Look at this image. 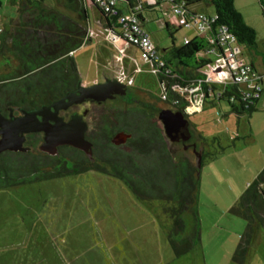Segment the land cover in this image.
I'll return each instance as SVG.
<instances>
[{
	"label": "rangeland",
	"instance_id": "rangeland-1",
	"mask_svg": "<svg viewBox=\"0 0 264 264\" xmlns=\"http://www.w3.org/2000/svg\"><path fill=\"white\" fill-rule=\"evenodd\" d=\"M17 1L0 0V26L9 29L11 19L16 17ZM234 7L245 24L256 32L259 47L264 36V16L258 0H234ZM194 8L209 14L213 12L211 6L203 3ZM147 17L149 20L144 24V30L162 59L172 43L179 47L184 38L192 40L197 35L192 29L175 30L171 27L169 31L173 35L170 37L164 25L157 23V19H161L159 13H147ZM100 47L109 51V54L113 53L106 43L91 44L79 48L75 59L84 62L85 67L94 50ZM243 57H246L245 51ZM136 60L141 70L134 74L131 90L139 93L142 100L155 104V107H164L157 102L161 95L157 77L137 54ZM1 63L3 60L0 59ZM124 65L127 69L128 62L125 61ZM77 71L80 79L84 80L87 71ZM224 76L226 78V74ZM100 78H103L102 74ZM0 100V107L4 109L6 102L11 99L0 96ZM204 106L202 114L186 117L195 139L199 140V134L205 140H211L220 133L219 124L236 126L237 118L230 117L227 120L226 116H222L224 111L230 109L225 101H221L220 106H212L210 103ZM240 119L243 127L249 122L247 114H243ZM151 120L160 130L156 118ZM140 121L143 120L136 111L122 104L106 103L104 112L94 114L90 120L88 138L94 143V156L98 160L115 161L120 167H140L147 157L132 147L129 141L109 145L117 131L130 133L131 139L140 136L135 128ZM245 139L240 136L234 141L228 140V144L227 140H222V143L228 151L233 152V143L238 148H245ZM166 144L169 145L167 141ZM169 146L178 156L193 162L191 152L177 145ZM255 146L250 148L247 145L248 148L244 150L237 149L235 155L237 158L241 155L249 157L252 153L254 155L252 150H256ZM63 154L73 160H85L71 150L64 149ZM206 168V165L202 167L204 171ZM200 195V247L175 257L167 242L170 221L156 203L138 200L121 181L103 172L92 170L0 188V264H229L226 256L236 250L246 231L247 222L228 213L222 214V208L211 205L206 192H200ZM45 251H48L47 258L44 257ZM248 251H251V256L247 260L245 258L246 261L233 262L264 264V224L254 230Z\"/></svg>",
	"mask_w": 264,
	"mask_h": 264
},
{
	"label": "trees",
	"instance_id": "trees-1",
	"mask_svg": "<svg viewBox=\"0 0 264 264\" xmlns=\"http://www.w3.org/2000/svg\"><path fill=\"white\" fill-rule=\"evenodd\" d=\"M84 1L59 2L60 7L74 14V19H71L48 6L45 0H18L16 17L10 21L9 29H0V59L3 60L0 65V96L11 99L6 102L4 109L0 107L3 115L9 109L32 110L48 105L76 89L81 79L71 54L80 48L88 32V13ZM176 1L183 3L191 11H196L194 7L201 3L211 6L216 16V25L227 27L235 36L237 44L258 52L264 60V47L258 51L256 32L245 24L234 7V0ZM159 3L160 0H156L154 5H148L143 0H122L120 9L133 12L144 29V24L149 20L147 13L156 12L162 15ZM138 4L139 10H134ZM106 19L109 26L116 25L114 18L107 16ZM164 27L172 37L169 29L175 28L168 23ZM205 48V42L197 38L179 47L172 43L166 56L161 59L163 69L168 70L173 77H163L161 74L156 76L159 85L165 82L166 99L161 100L160 95L157 100L164 107H155L152 103L128 107L136 111L143 120L135 127L140 136L128 140L132 147L138 152L142 151L147 157L140 167H120L115 161L98 160L95 156V160H89L82 152L71 147L64 149L81 155L85 160L68 157L70 161L67 162L62 158L65 156L64 149L61 150V157H52L39 151V143L30 144L27 141L30 149L25 153L0 154V188L97 170L121 181L138 200L156 203L161 213L170 221L167 242L175 257L198 249L201 244V226L198 212L197 158L193 154L192 162L172 151L170 144H166L163 127L157 115L163 109H170L182 113L184 118L188 117L183 114V101L173 104L175 97L171 93V86L204 76L208 61L200 59L198 54ZM235 93L237 94L236 87L230 86L221 95L220 101H225L233 113H252L256 101L247 109L242 105L236 106L227 99ZM154 117L160 123V130L151 120ZM145 121L148 123H144ZM111 143L109 142L110 146L113 144ZM203 143L207 145L205 139ZM221 150L214 153L200 152V165L205 158L211 159ZM230 213L247 222L246 231L232 257L234 262L241 263L248 253L254 230L264 224V167L239 196Z\"/></svg>",
	"mask_w": 264,
	"mask_h": 264
},
{
	"label": "crops",
	"instance_id": "crops-1",
	"mask_svg": "<svg viewBox=\"0 0 264 264\" xmlns=\"http://www.w3.org/2000/svg\"><path fill=\"white\" fill-rule=\"evenodd\" d=\"M60 1L61 0H45V3L48 6L57 9L59 12H61L63 15L67 16L68 18L74 19L73 13L59 6ZM143 1L151 2L152 0H143ZM17 2L16 3L14 2L16 7H17ZM258 3L261 5L264 16V0H258ZM84 6L88 13V20H87L88 36L84 40L80 48L85 47L87 45L89 46L91 44L99 45L100 43H106L109 46L110 50L113 51V53L109 54V51H107L103 47H100L97 50H94V52L92 53V58L88 60V64L85 65L84 67V62L81 63L79 59H75V55L77 54L76 51L79 48L74 52H72L71 56L76 64L77 69L82 72L84 69L87 71V75L85 79L84 80L81 79L80 82L84 86H89V84H94V83H101L106 78L113 79L115 72L117 70H120L122 71V74H124L125 76L127 77L131 76L133 78L132 85L129 87L131 88L134 83V74L137 73L135 72L136 66L131 61V58L136 59V54L139 55L138 51L134 47L127 46L125 47V56L120 57L118 55V51L116 50L115 46L105 38V35L107 34L108 31L107 29L108 20L106 19V17L90 0H85ZM196 11L205 13L204 11H198V10ZM160 17L161 19H157V23H159L160 25L162 24L165 25V23L170 24L171 22L170 13H167L165 15L160 14ZM0 29L7 30L4 26H0ZM113 30L114 32L118 33L120 31V28L116 24L113 26ZM90 34H92V36H90ZM263 44H264V36L261 39V45L258 47V51L262 50ZM244 51L246 55V57L244 58L249 63H251V65H253L256 71H258L263 75L261 82L262 94L259 100L254 105V111L250 114H247L249 117V122H247L246 126L243 127L242 124H240L241 123L240 117L243 114L239 115L233 113L229 109V111H224V113H222V116H226L227 120L230 117L237 118L238 121L235 127L228 123L224 126L219 124L218 127L221 128V130L219 131L220 133H217L215 137L211 138V140L206 139L207 145L203 143L204 138H202L201 135L198 134L199 136L198 141L200 144L201 153L203 152L214 153L215 151L219 152L222 149L220 153L218 152L216 153L215 157L211 159L205 158L204 163L201 165L199 169L198 204H199V199H201L200 192L202 193L206 192L211 201L210 203L214 208H218V209L222 208L223 210L222 214L228 213L230 215H232L230 213V209L232 208L234 203L237 201L239 196L245 191L248 185L256 178L257 174L261 171V169L264 167V60L262 59L261 55L256 51L248 50L246 48L244 49ZM125 61L128 62L127 69L125 68L126 66L124 65ZM144 65L149 68V65L147 63H144ZM129 68H131V71H129ZM105 72L107 73L105 74ZM100 74H102L103 78H100ZM214 77L219 82L215 84L214 89L215 91L220 92L223 90V84L221 82L227 80L228 78L227 77L225 78L224 74L220 73L219 69L215 71ZM220 102L210 97L206 103H210L212 106H216V105L220 106ZM204 110H205V106L202 112L198 114H202ZM253 119H256L254 123L252 122ZM219 134L222 137H220ZM240 136H244V138H246L244 140L245 142L243 147L248 148L247 145H249V147L251 148L255 146V144L257 145L255 146L256 150L251 149L254 152V155L253 153L249 157H244V155H241L240 158L241 160L243 159V162H246L245 164L241 160H239L240 158H237V156L235 155V151L237 149L244 150L245 148H242L241 146L240 148H238L239 146L233 143V148L235 150L232 152V151H228V149H226V147H224V144L222 143V140H227V144H228V140L234 141L235 139H238ZM258 138H260V140H258ZM204 165L207 166L206 171L202 169ZM45 256L47 258L48 251L44 252V257ZM250 256H251V251H248L246 255V260ZM232 257L233 254L231 253H228V255L226 256V258H228L229 264H235L233 262Z\"/></svg>",
	"mask_w": 264,
	"mask_h": 264
},
{
	"label": "built area",
	"instance_id": "built-area-1",
	"mask_svg": "<svg viewBox=\"0 0 264 264\" xmlns=\"http://www.w3.org/2000/svg\"><path fill=\"white\" fill-rule=\"evenodd\" d=\"M92 2L107 16L114 18L119 26L120 31L117 33L114 32L113 26L108 25L105 38L115 46L120 57L125 56V47H134L139 53V59L149 65L152 74L173 77L168 70L163 69V61L136 15L133 12L120 9L122 0H92ZM144 3L154 5L156 0L144 1ZM139 7V4L136 5L134 10H139ZM159 8L162 15L171 14L169 25L175 29L194 30L197 33L196 38L206 44V48L198 54L200 59L208 61L204 76L171 86V93L175 97L173 104L184 102L183 114L189 116L202 112L206 100L210 97L220 102L221 95L230 86L236 87L237 94L235 93L227 99L236 106L242 105L243 108L247 109L259 100L262 94L261 82L263 75L256 71L253 65L243 57L245 48L237 44L235 36L228 28L216 25V16L213 13L191 11L183 3L176 0H160ZM106 15L104 16L107 18ZM189 41L191 40L184 38L183 43L187 44ZM131 61L136 66L135 72H139L141 69L136 59L131 58ZM217 69L220 70V73L226 74L228 78L221 82L223 90L220 92L214 89L215 84L219 83L214 77ZM113 80L130 87L133 78L131 76L127 77L122 74V71L117 70ZM164 83H160L161 100L166 99Z\"/></svg>",
	"mask_w": 264,
	"mask_h": 264
},
{
	"label": "water",
	"instance_id": "water-1",
	"mask_svg": "<svg viewBox=\"0 0 264 264\" xmlns=\"http://www.w3.org/2000/svg\"><path fill=\"white\" fill-rule=\"evenodd\" d=\"M126 86L117 80L104 79L101 83L84 86L79 82L74 91L67 92L60 99L32 110H20L19 116L11 113L8 118L0 111V154L4 152L25 153V134L42 133V143L39 151L48 156H56L57 148L68 146L82 152L89 160L92 157V145L85 139L87 124L82 116L77 114L68 121L58 116L60 110H66L73 104L81 103L86 99L96 102L111 100L115 95H125ZM165 136L171 141H187L190 138L188 122L180 112L163 109L157 115ZM128 135H120V140L112 139L115 145L123 144ZM196 167L200 169L201 153L197 152Z\"/></svg>",
	"mask_w": 264,
	"mask_h": 264
},
{
	"label": "flooded vegetation",
	"instance_id": "flooded-vegetation-1",
	"mask_svg": "<svg viewBox=\"0 0 264 264\" xmlns=\"http://www.w3.org/2000/svg\"><path fill=\"white\" fill-rule=\"evenodd\" d=\"M125 95L120 96V95H115L113 99L111 100H105L104 102H96L94 100L91 99H86L81 103H77V104H73L70 107H68L66 110H60L58 112V116L63 118L64 121H68L70 119L71 116L77 114L79 116H82V120L86 122L87 124V131L85 132V139L88 140L92 147V157L93 160H95L94 158V154H93V143L91 142V140L88 138V133L90 132V120L94 117V114H101L104 112L105 110V104L106 103H116V104H122L125 107H129L132 108V106L135 105H144V104H148L149 102H144L142 100V96L137 93L136 91L131 90V88H126L125 90ZM128 108V109H129ZM10 113L15 117V116H19L20 115V110L19 111H13L11 109H9V111H7V114L3 115L4 117L8 118ZM98 117V116H96ZM97 119V118H95ZM144 123H148L147 121H145ZM188 129H189V133H190V138L183 142L182 140L176 141V142H171L164 134L165 136V140L167 141V143H169L170 145H177L179 146L182 150L184 151H189L192 154H196L197 152H201L200 149V144L198 142L197 139H195L192 129L190 127V125H188ZM164 133V131H163ZM120 135H128L129 138L126 139V141L124 143H126L128 140L131 139L132 135L130 133H125L123 131H117L113 138H116L118 141L120 140ZM38 140H37V139ZM112 138V139H113ZM42 139H43V134L42 133H28L25 134V142H24V146L27 147L28 149H30L29 146H27V141L31 144L33 142L35 143H39L38 147L40 146V144L42 143ZM111 139V142H112ZM68 146H60L57 148V152L58 154L56 156L61 157V150L64 148H67ZM65 161L69 162L70 159L66 156L62 157Z\"/></svg>",
	"mask_w": 264,
	"mask_h": 264
}]
</instances>
